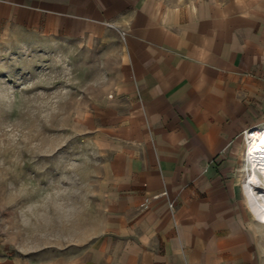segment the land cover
<instances>
[{"label": "crops", "instance_id": "obj_1", "mask_svg": "<svg viewBox=\"0 0 264 264\" xmlns=\"http://www.w3.org/2000/svg\"><path fill=\"white\" fill-rule=\"evenodd\" d=\"M12 28L118 41L101 224L75 264H264L241 179L244 132L264 128V0H0Z\"/></svg>", "mask_w": 264, "mask_h": 264}, {"label": "rangeland", "instance_id": "obj_2", "mask_svg": "<svg viewBox=\"0 0 264 264\" xmlns=\"http://www.w3.org/2000/svg\"><path fill=\"white\" fill-rule=\"evenodd\" d=\"M120 67L112 37L0 30V264H75L100 229L95 114Z\"/></svg>", "mask_w": 264, "mask_h": 264}, {"label": "bare ground", "instance_id": "obj_3", "mask_svg": "<svg viewBox=\"0 0 264 264\" xmlns=\"http://www.w3.org/2000/svg\"><path fill=\"white\" fill-rule=\"evenodd\" d=\"M249 133L244 147L249 172L243 180V189L251 205L264 213V131L256 130L252 136Z\"/></svg>", "mask_w": 264, "mask_h": 264}, {"label": "built area", "instance_id": "obj_4", "mask_svg": "<svg viewBox=\"0 0 264 264\" xmlns=\"http://www.w3.org/2000/svg\"><path fill=\"white\" fill-rule=\"evenodd\" d=\"M263 79H264V76H263ZM256 130H263L264 131V128L254 129V130H249V131L244 132V141L246 142V138H247V133L248 132H250L249 135L252 136L253 132L256 131Z\"/></svg>", "mask_w": 264, "mask_h": 264}]
</instances>
